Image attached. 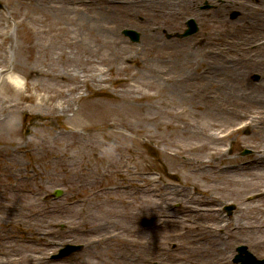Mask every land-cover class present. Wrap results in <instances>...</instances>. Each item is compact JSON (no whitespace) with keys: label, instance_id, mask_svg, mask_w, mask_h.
<instances>
[{"label":"bare ground","instance_id":"obj_1","mask_svg":"<svg viewBox=\"0 0 264 264\" xmlns=\"http://www.w3.org/2000/svg\"><path fill=\"white\" fill-rule=\"evenodd\" d=\"M24 1L25 15H0L1 162L22 165L23 152L31 149L38 151L31 156L35 163L85 161L82 156L87 150L102 146L96 144V135L105 138L107 131L128 141V149L134 152L136 141L118 128L136 133L142 120L159 128L165 125L172 129L174 137L181 139L178 143L169 142L175 150L165 152L168 158L199 151V190L207 193L216 184L227 182L244 188V212L256 201L259 194L254 183L264 172V146L257 150L250 165L217 167L218 160L227 157L226 152L232 149L228 151L222 146L233 140L234 131L221 132L220 125L213 122L209 127L218 131H199L190 127L187 114L189 108L199 111L200 101L206 103L207 116L213 120L219 113L214 99L222 100L218 108L234 119L246 121L248 126L244 128L253 130V138L264 142V0H212L219 2L215 12L218 24L213 30L216 44L212 57L207 58L208 54L202 52L200 62L205 67L200 71V50L190 37L162 41L160 36V32L175 29L180 10L189 11L200 0ZM226 7L243 9L242 16L229 21ZM143 11L147 17L141 47H129L120 31ZM199 15L200 12L196 17ZM253 71L261 73L260 81L249 80ZM222 84L226 89H219ZM143 102L146 104H140ZM152 110L159 113L151 115ZM68 113L71 126L66 130L70 140L65 145L60 141L50 143L49 138L60 134L55 120ZM161 116H167L170 122H161ZM23 126L30 128L28 138L23 136ZM188 139L195 141L188 143ZM92 141L95 142L91 145ZM54 144L64 145L66 152L71 153L54 154L50 150ZM44 150L48 154H42ZM121 150L120 145L113 151L107 148L103 159L116 167L136 161L134 154L116 156L115 152ZM212 169H216V176L209 173ZM148 203L153 208L158 204L152 199ZM199 213V208L191 210L194 218ZM149 219L139 217L138 221ZM229 222L224 220L211 229L205 226L200 235L199 225L195 226L196 232L178 246L179 256H162L159 250L148 257L144 244L131 262L146 255L147 262L158 259L162 264H231L224 258L231 255L232 249L228 250L223 240L230 237L223 231ZM253 228L237 218L230 231L236 229L235 237L240 238Z\"/></svg>","mask_w":264,"mask_h":264},{"label":"rangeland","instance_id":"obj_2","mask_svg":"<svg viewBox=\"0 0 264 264\" xmlns=\"http://www.w3.org/2000/svg\"><path fill=\"white\" fill-rule=\"evenodd\" d=\"M72 1L76 3V0ZM82 1L87 3L90 0ZM0 3L2 16L8 13L12 16H22L26 13L24 0H0ZM218 3L200 0L192 4L191 10H180L175 20V29L166 33L160 32L161 40H185L190 37L192 44L200 50L199 62L203 57L202 52L208 54L207 58L212 57V49L216 44L213 30L218 24L215 17V12L219 9ZM225 9V16L229 21L239 19L243 13V9ZM198 12L201 15L196 17ZM146 15L147 12L143 11L141 15L129 20L125 27L139 33L137 42H132L125 36L123 29L120 31L129 47L140 49ZM188 18L195 20L198 31L188 37H177L176 35L185 29V21ZM202 67L205 65L200 62L199 71ZM260 79L261 73L258 71L249 74L250 81L258 82ZM219 89H226V85L222 84ZM214 100L219 113L213 120L207 116L206 103L199 101V111L197 108L188 107L187 121L190 127L195 126L204 132L209 128L217 130L215 127H209L213 122L220 125L218 130L221 132L228 128L236 129L233 140L230 141L231 151L226 152L227 157H222L215 164L217 167L232 164L250 165L256 158L257 150L264 146V142L253 138V130L250 128L237 129L240 120L234 119L226 110L218 108L217 104L222 100ZM156 113L159 111H150L151 115ZM68 115L69 113L60 115L55 120L54 126L60 134L56 138H49L50 143L60 141L65 145L70 140L66 130L71 126L67 120ZM160 121L166 124L170 119L161 116ZM27 123L31 126L29 120ZM172 123L180 124L174 120ZM158 126L153 122L140 120L136 133L127 131L125 127L118 128L125 136L136 141L134 152L128 149L131 146L128 141H121L107 131L105 138L96 135V144L102 146L87 150L82 156L86 157L85 161L35 163L31 161V156L38 152L36 149L23 152L22 165L14 166L9 162L6 165L0 161V264H162L158 259L147 262L144 259L146 255L134 262L131 260L144 244L147 245L145 250L149 251L148 257H153L152 253L159 250L162 251V256H179L178 246L196 232L195 226L199 225L200 235L205 226L209 229L215 228L227 219L230 222L223 231L230 237L223 240L228 244L227 249H232V254L224 259L227 258L231 263L235 247L243 244L255 253V256L264 257V172L254 183L259 196L244 212L247 203L241 192L244 188L220 182L207 193L199 190V171H196L199 151L178 154L174 159L168 158L165 152L174 153L175 150L169 142L178 143L181 139L171 134V128ZM22 129L23 136L28 138L30 128L23 126ZM150 136L154 138L151 139ZM188 141L193 143L195 140ZM64 145L54 144V149L50 150L56 155L71 153L69 150L66 152ZM116 145L123 147V150L115 152L116 156L134 154L136 161L124 167H116L106 162L103 159L105 150L111 148L113 151ZM222 147L225 148V145ZM244 149L251 152L242 155ZM44 153L48 154V151H42V154ZM209 173L212 176L218 174L216 169ZM56 188L61 189L62 194L52 197ZM149 199L158 204L154 208L150 207ZM209 199L213 202L209 203ZM231 203L234 207L228 217L223 209L224 205ZM194 208H199L201 213L195 218L191 215ZM216 211L220 214H216ZM139 217L150 219L138 221ZM237 218L247 226L254 227L252 231L248 229L245 234L243 231L240 238L235 237L238 235L236 229L230 231ZM190 219H195V222L191 223ZM69 242L83 244L84 248L70 256L50 258L60 246ZM204 263L208 264L205 261Z\"/></svg>","mask_w":264,"mask_h":264},{"label":"water","instance_id":"obj_3","mask_svg":"<svg viewBox=\"0 0 264 264\" xmlns=\"http://www.w3.org/2000/svg\"><path fill=\"white\" fill-rule=\"evenodd\" d=\"M189 32V31H188ZM188 32H186L185 34H187ZM78 248H80V247H73V246H70V245H68L67 247H66V249H65V251L66 252H69V251H72V250H76V249H78ZM69 250V251H68ZM240 258V257H239ZM252 264H255V263H252Z\"/></svg>","mask_w":264,"mask_h":264}]
</instances>
